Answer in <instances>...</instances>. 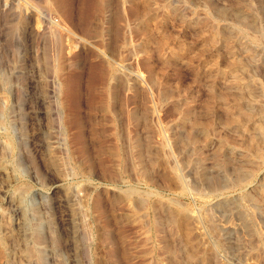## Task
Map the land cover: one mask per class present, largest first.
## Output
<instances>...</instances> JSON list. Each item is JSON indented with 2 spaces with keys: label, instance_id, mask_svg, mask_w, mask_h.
<instances>
[{
  "label": "rangeland",
  "instance_id": "1",
  "mask_svg": "<svg viewBox=\"0 0 264 264\" xmlns=\"http://www.w3.org/2000/svg\"><path fill=\"white\" fill-rule=\"evenodd\" d=\"M260 127L264 0H0V264H264Z\"/></svg>",
  "mask_w": 264,
  "mask_h": 264
},
{
  "label": "bare ground",
  "instance_id": "2",
  "mask_svg": "<svg viewBox=\"0 0 264 264\" xmlns=\"http://www.w3.org/2000/svg\"><path fill=\"white\" fill-rule=\"evenodd\" d=\"M249 8L251 9V6H250ZM252 15H253V17H254V20L256 21L257 14L254 13V14H252ZM259 130H260L261 134L264 135V127H260ZM242 174H243V173L240 171V172H239V176L242 175Z\"/></svg>",
  "mask_w": 264,
  "mask_h": 264
}]
</instances>
